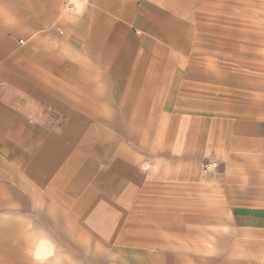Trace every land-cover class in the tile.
I'll return each mask as SVG.
<instances>
[{"label":"crops","instance_id":"obj_1","mask_svg":"<svg viewBox=\"0 0 264 264\" xmlns=\"http://www.w3.org/2000/svg\"><path fill=\"white\" fill-rule=\"evenodd\" d=\"M197 2L0 0V264H264V78Z\"/></svg>","mask_w":264,"mask_h":264},{"label":"rangeland","instance_id":"obj_2","mask_svg":"<svg viewBox=\"0 0 264 264\" xmlns=\"http://www.w3.org/2000/svg\"><path fill=\"white\" fill-rule=\"evenodd\" d=\"M197 1V17H204L219 29L216 48L235 50L237 54L241 52V56H236L235 61L231 56L220 57L221 61L228 58L229 64H235L236 69L241 71L235 73L236 76L249 71L255 81L253 83H258L260 78H264V0ZM195 31L200 33L201 27L197 26ZM252 89L253 93H259V83L253 84ZM47 239L46 237L45 240Z\"/></svg>","mask_w":264,"mask_h":264}]
</instances>
